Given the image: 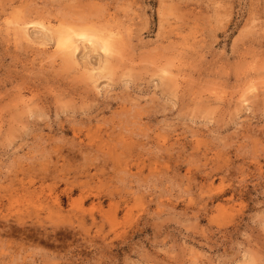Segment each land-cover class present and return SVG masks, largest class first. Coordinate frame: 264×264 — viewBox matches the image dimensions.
I'll return each instance as SVG.
<instances>
[{
    "label": "rangeland",
    "instance_id": "rangeland-1",
    "mask_svg": "<svg viewBox=\"0 0 264 264\" xmlns=\"http://www.w3.org/2000/svg\"><path fill=\"white\" fill-rule=\"evenodd\" d=\"M0 264H264V0H0Z\"/></svg>",
    "mask_w": 264,
    "mask_h": 264
},
{
    "label": "bare ground",
    "instance_id": "bare-ground-1",
    "mask_svg": "<svg viewBox=\"0 0 264 264\" xmlns=\"http://www.w3.org/2000/svg\"><path fill=\"white\" fill-rule=\"evenodd\" d=\"M56 39H57L58 47L65 53H69V54H73L76 52L79 42L80 43L83 42L84 44L91 43L93 46L95 45L97 46V48L99 47L102 51H104V53H108L112 50L110 48L111 46L109 47L108 43H106L103 39L91 36V34L84 32H80V33L70 32V33L59 34V36Z\"/></svg>",
    "mask_w": 264,
    "mask_h": 264
}]
</instances>
